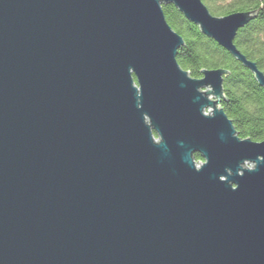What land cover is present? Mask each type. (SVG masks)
<instances>
[{
  "label": "water",
  "instance_id": "water-1",
  "mask_svg": "<svg viewBox=\"0 0 264 264\" xmlns=\"http://www.w3.org/2000/svg\"><path fill=\"white\" fill-rule=\"evenodd\" d=\"M170 3L264 87L235 43L254 11L0 0V264H264V140L227 68L179 63Z\"/></svg>",
  "mask_w": 264,
  "mask_h": 264
},
{
  "label": "trees",
  "instance_id": "trees-1",
  "mask_svg": "<svg viewBox=\"0 0 264 264\" xmlns=\"http://www.w3.org/2000/svg\"><path fill=\"white\" fill-rule=\"evenodd\" d=\"M215 15L236 11H254L255 17L241 27L236 35L237 47L255 61L264 72V0H203ZM172 27L185 39L179 49L178 61L194 77L204 69L227 68L224 75L225 98L222 107L233 119L241 137L264 140V87L251 69L239 61L215 39L202 32L173 4L163 6ZM197 159L202 157L197 154Z\"/></svg>",
  "mask_w": 264,
  "mask_h": 264
},
{
  "label": "bare ground",
  "instance_id": "bare-ground-1",
  "mask_svg": "<svg viewBox=\"0 0 264 264\" xmlns=\"http://www.w3.org/2000/svg\"><path fill=\"white\" fill-rule=\"evenodd\" d=\"M198 163H201L203 162V158L202 159H197ZM248 163V162H247ZM249 164V163H248ZM200 165V164H199Z\"/></svg>",
  "mask_w": 264,
  "mask_h": 264
},
{
  "label": "rangeland",
  "instance_id": "rangeland-1",
  "mask_svg": "<svg viewBox=\"0 0 264 264\" xmlns=\"http://www.w3.org/2000/svg\"><path fill=\"white\" fill-rule=\"evenodd\" d=\"M208 113V112H207ZM248 166H250V164H247Z\"/></svg>",
  "mask_w": 264,
  "mask_h": 264
}]
</instances>
